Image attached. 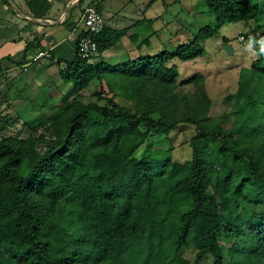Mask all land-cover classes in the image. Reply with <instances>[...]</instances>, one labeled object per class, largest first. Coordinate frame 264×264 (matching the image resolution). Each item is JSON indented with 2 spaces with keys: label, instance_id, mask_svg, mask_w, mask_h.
Returning <instances> with one entry per match:
<instances>
[{
  "label": "trees",
  "instance_id": "trees-1",
  "mask_svg": "<svg viewBox=\"0 0 264 264\" xmlns=\"http://www.w3.org/2000/svg\"><path fill=\"white\" fill-rule=\"evenodd\" d=\"M203 1L216 27H200L175 51L110 65L83 58L76 42L74 60H56L74 84L60 110L30 126L26 138H0V264H105L96 229L123 234L122 252L131 250L133 264H203L209 256L213 264H264V210L235 223L224 220L222 203H264V57L228 95L232 111L225 115L212 116L197 90L179 97L163 86L179 81L177 60L203 57L204 42L222 26L256 20L261 9L256 0ZM26 2L35 18H48L52 1ZM90 5L101 11L98 0ZM121 36L106 26L93 34L97 54ZM34 40L27 50L45 48L41 38ZM103 73L123 85L110 105L70 99ZM92 115L110 125L100 138L86 131ZM183 122L197 126L184 162L163 145L142 157L121 152L127 136L143 143ZM189 248L192 261L184 253Z\"/></svg>",
  "mask_w": 264,
  "mask_h": 264
},
{
  "label": "rangeland",
  "instance_id": "rangeland-1",
  "mask_svg": "<svg viewBox=\"0 0 264 264\" xmlns=\"http://www.w3.org/2000/svg\"><path fill=\"white\" fill-rule=\"evenodd\" d=\"M88 1L86 0V2ZM134 1L137 4L136 7H140L144 2L146 5L148 3L145 0ZM256 2L261 7L256 20L248 23H229L222 26L213 38L204 42L206 54L203 57L191 61L177 60L179 81L177 83H164L163 86L178 94L179 97L190 90H197L203 103L210 106V114L214 117L231 112L232 108L228 95L238 89L240 80L243 79L246 82L254 61L259 57H264V0H256ZM164 7V1L157 2L153 6V10L157 11H152V15L157 16L161 12L162 17L158 18L157 21L145 22L137 28L141 40L150 36L152 31H157L156 34L160 35L151 39L152 47L146 50V53L154 55L163 49L175 51L181 44L191 40L193 33L200 27L207 25L216 27V17L208 10L203 0H178L175 2L170 9L174 12L182 10L180 12L182 18L178 20L172 16L171 13L173 12H163ZM186 8H190L191 11H187ZM183 26L188 27L181 30ZM157 27H162L163 30L159 32ZM137 47V43L129 45V48L133 49L132 51H135ZM143 49H147L146 46H143ZM129 51L127 46L126 49L116 46L105 54L95 52L89 61L97 63L104 60L110 65H115L126 60ZM130 54L134 57L137 55V51ZM36 63H32L33 65L31 64L32 66L28 67L27 70L18 67L15 73L24 79L33 78V69ZM47 69L52 73L44 77L43 83L38 84L34 90L31 89L19 95H9V97L0 95V138L9 135H20V138H26L30 133V126L38 125L60 110L62 98L73 89L74 84L64 79L63 69L59 68L58 64L49 66ZM66 70L67 66L63 71ZM103 74L102 80L92 82L87 88L74 93L70 99L77 95L76 98L84 102L110 105L109 99L113 92L123 88V85L122 81L113 74L108 73L104 76ZM198 74L202 78L197 83L182 85ZM11 101L13 106L9 105ZM6 110L9 111V114L6 113ZM109 127L110 125L106 120L92 115L86 131L93 137L100 138ZM196 132L197 126L195 124L183 122L176 126L169 135L156 134L143 143L140 142L139 137L127 136L121 145V152L142 157L150 147L163 145L165 148H172L174 160L184 162L192 156L190 140ZM229 197L231 198L230 195ZM222 203L224 205V220L230 219L235 223L239 221L238 218L249 219L264 210V203L254 205L244 200L240 203L232 198L223 199ZM254 212L256 214L253 215ZM93 236L106 248L105 264H124L123 261L134 263V259L128 257L131 250L127 256L123 255V234L96 229L93 231ZM184 253L185 257L192 261L195 256V249H186ZM203 264H213V258L209 256Z\"/></svg>",
  "mask_w": 264,
  "mask_h": 264
},
{
  "label": "crops",
  "instance_id": "crops-1",
  "mask_svg": "<svg viewBox=\"0 0 264 264\" xmlns=\"http://www.w3.org/2000/svg\"><path fill=\"white\" fill-rule=\"evenodd\" d=\"M50 1H52L53 5L48 13V18H36L37 21H35L33 19L35 17L30 12L26 0H0V95L9 97V95H19L26 93L28 90H34L38 84L43 83L44 77L52 73L47 67L58 64L56 62L57 59L74 60L76 41L71 37V33L74 31L78 34L85 32L83 14L93 0H89L88 2L85 0L82 6H79L82 0ZM78 1L80 2L76 4ZM98 1L105 19L106 28L122 34L119 41L110 49L116 46L126 49L127 46L128 51L130 50L127 59L137 58L141 55H152L146 53V50L152 47L151 39L160 35L156 34L157 31H152L150 36L141 40L137 28L145 22L157 21L158 18L162 17L161 12L157 16L152 15V11H157L153 10V6L161 0H145L148 1L147 5L144 2L140 7H136L137 4L134 0ZM162 1L165 4L163 12H173L171 14L176 20L182 18L180 16L182 10L174 12V10L170 9L178 0ZM186 9L187 11H191L190 8ZM44 21L49 24L42 23ZM151 26L153 27V24ZM184 27L187 29L188 26H183L181 30ZM157 28L159 32L163 30L162 27ZM37 37L41 38L42 44L51 50L53 57L39 60L34 65L33 78L24 79L18 76L15 71H17L18 67L27 70L33 65L28 62L34 52L27 50V46L28 43ZM135 43L138 46L135 49L137 55L133 57L130 53L135 51H132L133 49L129 48V45L131 46ZM142 43L147 49H143ZM110 49L104 51L102 54H105ZM58 66L64 70L66 64L61 63ZM9 105L13 106L12 101ZM6 113L9 114V111Z\"/></svg>",
  "mask_w": 264,
  "mask_h": 264
},
{
  "label": "built area",
  "instance_id": "built-area-1",
  "mask_svg": "<svg viewBox=\"0 0 264 264\" xmlns=\"http://www.w3.org/2000/svg\"><path fill=\"white\" fill-rule=\"evenodd\" d=\"M83 27L85 31L89 32L88 36L79 38V34L76 33V31H74L71 33V37L75 39L76 42H78V47L81 51L82 57L90 60L97 51V42L92 37V35L99 33L105 27V19L103 14L99 10L98 6L96 5L87 6L83 14ZM34 41L35 44H38L39 40H34ZM49 57H52V52L49 48L45 47L33 53L28 63L38 62L42 58H49Z\"/></svg>",
  "mask_w": 264,
  "mask_h": 264
},
{
  "label": "water",
  "instance_id": "water-1",
  "mask_svg": "<svg viewBox=\"0 0 264 264\" xmlns=\"http://www.w3.org/2000/svg\"><path fill=\"white\" fill-rule=\"evenodd\" d=\"M80 1H78L76 4H78ZM35 21H37V19L36 18H33ZM42 23H44V24H49L48 22H42Z\"/></svg>",
  "mask_w": 264,
  "mask_h": 264
}]
</instances>
